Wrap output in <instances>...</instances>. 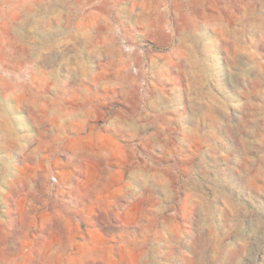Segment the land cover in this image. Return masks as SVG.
I'll use <instances>...</instances> for the list:
<instances>
[{"label": "clouds", "instance_id": "1", "mask_svg": "<svg viewBox=\"0 0 264 264\" xmlns=\"http://www.w3.org/2000/svg\"><path fill=\"white\" fill-rule=\"evenodd\" d=\"M0 264H264V0H0Z\"/></svg>", "mask_w": 264, "mask_h": 264}, {"label": "rangeland", "instance_id": "2", "mask_svg": "<svg viewBox=\"0 0 264 264\" xmlns=\"http://www.w3.org/2000/svg\"><path fill=\"white\" fill-rule=\"evenodd\" d=\"M139 11V9H137ZM148 46L149 47H153L155 48V44L151 41H148L147 42ZM115 107H118V108H122L124 111H128L127 107L126 106H123V105H120L119 103L115 104ZM102 141H104L105 143H110L113 147V150L119 155L122 153V145L120 142H118L116 140L115 137H112L110 135H105V136H102L101 137ZM56 178L59 180L60 179V176L57 175ZM233 180H235V177H233ZM240 187V191L246 195H251L254 199L256 197H258L260 195L259 191L255 190V189H252L251 191H249L248 189L246 188H243L242 186H239ZM83 227V226H81ZM80 243H83V234L81 235V238L79 240Z\"/></svg>", "mask_w": 264, "mask_h": 264}]
</instances>
